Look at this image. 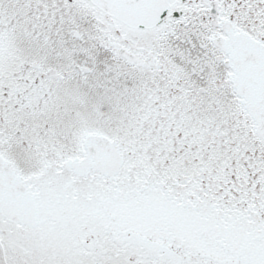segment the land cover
I'll return each instance as SVG.
<instances>
[{"label": "snow or ice", "instance_id": "6c2138e0", "mask_svg": "<svg viewBox=\"0 0 264 264\" xmlns=\"http://www.w3.org/2000/svg\"><path fill=\"white\" fill-rule=\"evenodd\" d=\"M0 264H264V0H0Z\"/></svg>", "mask_w": 264, "mask_h": 264}]
</instances>
